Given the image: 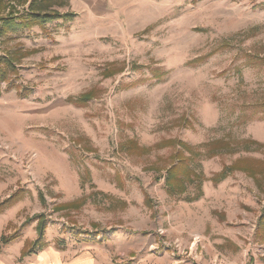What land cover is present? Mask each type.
<instances>
[{
  "label": "rangeland",
  "instance_id": "374dc122",
  "mask_svg": "<svg viewBox=\"0 0 264 264\" xmlns=\"http://www.w3.org/2000/svg\"><path fill=\"white\" fill-rule=\"evenodd\" d=\"M53 1L0 0L61 15L0 34V264H264V0Z\"/></svg>",
  "mask_w": 264,
  "mask_h": 264
},
{
  "label": "crops",
  "instance_id": "0c3cea01",
  "mask_svg": "<svg viewBox=\"0 0 264 264\" xmlns=\"http://www.w3.org/2000/svg\"><path fill=\"white\" fill-rule=\"evenodd\" d=\"M60 2L59 8L64 7L66 13L77 14L89 24L95 22L121 21L123 5L121 0H56ZM53 1L54 3H57ZM74 11V12H73ZM73 12V13H72ZM75 13V14H74Z\"/></svg>",
  "mask_w": 264,
  "mask_h": 264
},
{
  "label": "trees",
  "instance_id": "16d2710c",
  "mask_svg": "<svg viewBox=\"0 0 264 264\" xmlns=\"http://www.w3.org/2000/svg\"><path fill=\"white\" fill-rule=\"evenodd\" d=\"M29 15H30L29 18L23 20L22 22H16V21L14 22V20H15L14 18H11V19L7 18V17L1 18L0 34L4 35L9 30L17 29V28H20V27H28L29 25L34 24V23L44 24L47 21L55 20V19L61 17V15L59 13L47 14V13H43V12H41V13L40 12H38V13L30 12ZM69 15L73 16L72 14H69ZM80 99L81 100H79V102L84 103V102H86L89 99V97L88 96L87 97H81ZM247 143H248V145L258 144L255 141H249ZM258 145L263 146L261 144H258ZM183 146L187 147L186 144H184ZM179 159H180V162L183 161V160H186L184 157H179ZM177 167L178 166L175 165V166H172L171 168L168 169V174H167V178H166L167 187L171 191L175 190L174 192L182 194V193H184L186 191L185 186L181 185L183 183V179L181 177L178 178V182L181 183V184H179V183L175 184L174 183L175 181H173V180H175L174 175L176 173ZM231 168H233V166ZM190 171H191V173L193 172V170H190ZM219 176L220 175H217V176L213 177L212 180L214 182H217L219 180ZM195 177L199 178V180L202 179V176H200L199 174H196ZM201 196H202V190H199V193L196 196H194L193 198H190V199H198ZM4 239H5V241L8 240L6 238H3V240Z\"/></svg>",
  "mask_w": 264,
  "mask_h": 264
}]
</instances>
